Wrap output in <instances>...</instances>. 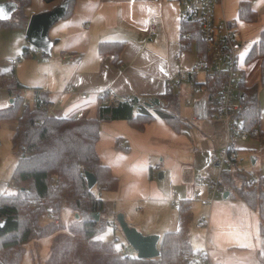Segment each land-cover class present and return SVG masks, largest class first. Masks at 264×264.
<instances>
[{"label":"crops","instance_id":"1","mask_svg":"<svg viewBox=\"0 0 264 264\" xmlns=\"http://www.w3.org/2000/svg\"><path fill=\"white\" fill-rule=\"evenodd\" d=\"M242 1L251 3L257 13L256 21L239 17ZM59 2L32 0L25 9L24 27L0 31V65L6 58L14 60L19 56L11 67L1 65L0 75L13 71L26 87L24 96L28 102L30 97L33 101L36 92L47 93L52 113L63 117L93 115L99 96L106 91L121 98H141L156 97L168 86L173 87L189 109L182 110L180 104V117L184 120L180 131L161 118L153 120L145 131L132 128L125 120L101 125L96 150L101 161L120 178L118 191L105 192L104 198L101 197L114 205V218L122 212L129 224L141 228L145 235L161 236L179 226L178 206L177 212L169 206L194 200V218L203 219L207 224L202 229L191 226L198 241L196 248L192 245L194 251L206 252L225 264H264V222L258 209H252L242 199L232 198L233 191L226 181L222 183L223 190L209 204L201 203L203 199H211V183L220 170L216 172L210 162L218 166V154L228 141V131L226 122L211 110L209 92L203 87L206 76L202 82L196 77V91L191 82L177 85L178 75L190 73L196 63L195 55L182 49L178 2L76 0L72 16L50 29V38L55 42L52 55L44 57L39 49L32 48L25 31L34 14L49 11ZM216 12L218 17L235 22L239 38L251 43L244 52V77L248 86L259 85V119L264 132L263 57L246 61L264 31V0H222ZM150 24L156 29L152 37L148 35ZM104 42L125 43L119 67L114 64L111 53L100 54V45ZM26 47L33 57L20 56V50ZM1 49L8 52L15 49L17 53L3 54ZM69 86L74 87L71 93L66 91ZM11 103L10 94L0 86V106L8 104L9 107ZM118 139L128 150L116 148ZM234 147L240 160L245 156L251 160V165L247 164L249 168L239 167V162L233 171L241 174L235 178L237 184L242 183L244 176L249 179L264 176V144L260 137L236 140ZM151 172L154 178H150ZM200 175L204 177L198 181ZM155 204L164 207L157 212L151 209Z\"/></svg>","mask_w":264,"mask_h":264},{"label":"trees","instance_id":"2","mask_svg":"<svg viewBox=\"0 0 264 264\" xmlns=\"http://www.w3.org/2000/svg\"><path fill=\"white\" fill-rule=\"evenodd\" d=\"M44 1L54 3L58 0ZM65 1H68L69 7L64 19H68L74 12L76 0H60L58 5ZM3 2L10 5L11 17L0 19V31L24 27L25 9L31 5L32 0H0V3ZM12 5H16L15 10H12ZM239 17L249 22L257 20V13L249 1L240 2ZM192 28L190 23L181 22L182 49L189 50L196 41L197 50L202 56L206 46L201 38L195 33L190 38L184 36ZM124 45L121 42H104L99 52L111 53L114 64L119 67ZM30 57H33L30 48H24L22 58ZM255 57H263L264 84V31L246 61ZM9 73L3 75L6 78L0 82V86L10 96L14 95V98L11 97L9 107L0 109V126L5 122L16 121L12 148L18 155V162L11 181L17 192L0 195V218L6 223L5 230L0 232V264H21L25 255L24 246L42 237L51 239L47 264H186L179 254L181 250L194 251L189 239V229L194 220L193 200L178 203L179 226L177 230L162 235L158 245L161 255L157 258L141 259L136 255L128 257L126 246H117L118 236L110 240L99 237L106 232V224L110 222L100 224L101 217L98 221L94 217L96 213L101 216L107 211V202L95 194L93 188L115 193L120 185V178L101 161L96 150L101 125L125 120L132 128L145 131L153 120L161 118L173 129L180 131L184 120L180 117L179 92L168 86L163 94L156 97L121 98L106 91L99 96L93 115L63 117L52 113L51 102L45 92H36L33 101L28 102L24 96L26 87L13 71ZM203 87L209 92V104L214 111L221 82L219 78L208 77ZM242 88L246 108L237 118L250 130L261 112L259 85L248 86L244 77ZM154 98L160 99V105L147 107L145 103ZM260 138L264 144V133ZM116 148L128 150L119 139ZM87 172L94 174L97 180L92 189L88 187ZM233 173L229 170L222 172V181H226L233 191L232 198L242 199L252 209H258L264 222V176L250 179L244 176L239 185L235 178L241 174L238 171L237 175ZM150 178H154L152 172ZM65 209L70 210L74 216L66 218ZM50 212L56 216L57 221L48 217Z\"/></svg>","mask_w":264,"mask_h":264},{"label":"built area","instance_id":"3","mask_svg":"<svg viewBox=\"0 0 264 264\" xmlns=\"http://www.w3.org/2000/svg\"><path fill=\"white\" fill-rule=\"evenodd\" d=\"M176 1L180 6V21L182 23H190L193 27L191 31H186L184 36L190 38L195 33L206 46L202 56L198 52V61H196L190 73L182 72L178 75L177 85L179 86L183 82H191L192 89L196 91L198 88L196 77L199 73H203L206 78H219L221 82L214 107L216 117L224 120L227 124L228 141L226 147L217 158L220 172L211 183V199L201 200V203L206 205L212 201L216 193L223 190L222 172L224 170L231 172L237 170L239 158L234 147L236 140L246 141L251 137H260L264 133L260 128L259 118L254 120L250 130L237 118V115L246 108L243 103L244 91L242 88L244 81V52L251 46V43L246 39L239 38L235 22L217 16V7L222 0ZM155 32L156 29L152 24L148 29V35L152 37ZM193 43H196V41ZM5 78L6 76L0 75V82ZM66 91L71 93L74 91V87L69 86ZM11 97L14 98V95ZM82 98H86V95H82ZM190 103L191 101H188V104ZM26 104L25 101L24 105ZM197 180H202L201 176ZM13 184L12 181L7 182V185ZM64 216L70 217L74 216V214L65 209ZM48 217L57 221L56 216L52 212L48 214ZM0 221H3V218H0ZM206 225L203 219L194 218L192 222V226L196 229H202ZM125 253L128 257L137 256L131 245H129ZM180 258L186 264H225L224 262L215 261L208 253L203 251L188 252L181 250Z\"/></svg>","mask_w":264,"mask_h":264},{"label":"rangeland","instance_id":"4","mask_svg":"<svg viewBox=\"0 0 264 264\" xmlns=\"http://www.w3.org/2000/svg\"><path fill=\"white\" fill-rule=\"evenodd\" d=\"M25 36H26V31H25ZM22 51L23 50L21 49L20 50V56L22 54ZM184 51L191 53V54H194L196 61H198V51H197V44L196 43H193L192 47L189 50H184ZM2 53L3 54H9V55H15L17 53V51L15 49H12L11 51L8 52L5 49V50H2ZM18 57L14 58L16 63L19 60ZM14 60H8L6 58L4 64H1V65L4 67H7V68L11 67ZM14 64H15V62H14ZM197 80H198V82L204 81L205 75L203 73H199L197 75ZM184 97H186V96H184ZM28 99L30 102H32V97H30ZM9 102H10V99L8 98L7 103L9 104ZM179 103L182 104V110L183 109H184V111L189 110L183 105L184 104L183 97L180 98ZM8 104H5L6 106H4V104H3V106H0V108H5L8 106ZM14 127H15L14 121H9V122L3 123L0 126V195H2V194H15L17 192L16 186L7 185V182L12 180L13 171L17 165V162H18V155L13 151V148H12V136L14 133ZM196 147L198 150H200V147H198V146H196ZM225 147H226V145L223 148H225ZM248 158L249 157L245 156L244 160L239 159V162H240L239 167H241L243 165V166H246L247 168H249L248 165H251V162H250L251 160H249ZM210 165H212V168L216 169V172H217V170L218 171L220 170V168L218 166L217 167L214 166L212 161L210 162ZM200 176L204 177L203 175H200ZM215 177H216V175H215ZM93 191L99 197L102 196L104 198V196H105L104 194L106 191L99 190L97 187H94ZM193 202H195V201L193 200L192 203ZM177 205H178V203H176V205L172 204L171 207L169 205L168 206H169V208H171V210H175L177 212ZM153 206L154 207L153 208L151 207V209L156 210L157 212L160 211L164 207V205H162V204H155ZM106 208H107V211L100 216L101 217L100 224H106V221H109L110 224H106V232L102 233L99 237L102 239H105V240H110V239H114V238H116V236H118L119 241L117 242V246L120 247L122 244H124L126 246V248H129V244L127 243L125 237L123 236L122 230L119 227V224L117 222V218L116 217L114 218V216L112 215V212L114 209V205L112 204V202L108 201ZM166 211L167 210H165L164 212H166ZM169 213H170V211H169ZM163 215H165V214H163ZM65 217L70 219L73 216H70V217L65 216ZM163 221L164 220L161 219V222H163ZM140 229L141 228H139L138 230L140 232H142ZM193 234H194V231L190 227L189 239H190V242L193 245V247L196 248V243L198 241L194 238ZM50 244H51L50 237L36 238L35 240L27 243L24 246L25 247V255H24V258H23L21 264H47V259H48L49 251H50ZM179 257H180V254H179Z\"/></svg>","mask_w":264,"mask_h":264},{"label":"water","instance_id":"5","mask_svg":"<svg viewBox=\"0 0 264 264\" xmlns=\"http://www.w3.org/2000/svg\"><path fill=\"white\" fill-rule=\"evenodd\" d=\"M69 7L68 1L54 7L53 9L34 14L28 23L26 36L30 45L40 50L42 56L50 57L52 55L53 40L50 38L49 32L53 25L63 20L66 16ZM0 8L5 10L4 18L1 20L9 19L11 13L9 11L10 5L6 2L0 3ZM16 9V5H12V10ZM160 99L154 98L145 103L149 108H154L160 105ZM163 173L160 172L159 178L162 179ZM86 179L88 182V187L93 188L96 184V177L94 174L87 172ZM228 192L225 194V197ZM78 217V215H77ZM95 219L98 221L100 219V213L94 215ZM117 222L122 230L123 236L125 237L127 243L132 246L136 251L137 257L141 259L157 258L161 255V251L158 247L161 240L160 234H149L145 235L140 232L137 227L132 226L126 220L124 213L120 212L117 214ZM6 223L0 221V232L4 231Z\"/></svg>","mask_w":264,"mask_h":264},{"label":"snow or ice","instance_id":"6","mask_svg":"<svg viewBox=\"0 0 264 264\" xmlns=\"http://www.w3.org/2000/svg\"><path fill=\"white\" fill-rule=\"evenodd\" d=\"M5 16V10L3 8H0V18H4Z\"/></svg>","mask_w":264,"mask_h":264}]
</instances>
